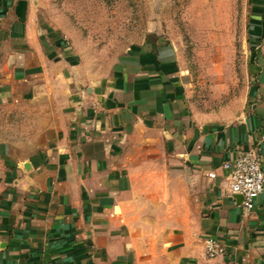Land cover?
Returning a JSON list of instances; mask_svg holds the SVG:
<instances>
[{
    "label": "crops",
    "instance_id": "crops-1",
    "mask_svg": "<svg viewBox=\"0 0 264 264\" xmlns=\"http://www.w3.org/2000/svg\"><path fill=\"white\" fill-rule=\"evenodd\" d=\"M59 19L0 0V264H264V189L245 212L223 168L261 141L264 173V0L229 118L193 103L175 49L143 41L102 76Z\"/></svg>",
    "mask_w": 264,
    "mask_h": 264
},
{
    "label": "rangeland",
    "instance_id": "rangeland-1",
    "mask_svg": "<svg viewBox=\"0 0 264 264\" xmlns=\"http://www.w3.org/2000/svg\"><path fill=\"white\" fill-rule=\"evenodd\" d=\"M81 59L106 76L143 41L175 49L190 99L231 117L245 85L253 0H50Z\"/></svg>",
    "mask_w": 264,
    "mask_h": 264
},
{
    "label": "built area",
    "instance_id": "built-area-1",
    "mask_svg": "<svg viewBox=\"0 0 264 264\" xmlns=\"http://www.w3.org/2000/svg\"><path fill=\"white\" fill-rule=\"evenodd\" d=\"M260 147L261 141L239 154L233 161L223 164V168L227 172V191L241 197L240 205L245 212H250L253 209L255 200L264 189ZM224 253V247L215 240L208 239L205 241L207 258H222Z\"/></svg>",
    "mask_w": 264,
    "mask_h": 264
},
{
    "label": "water",
    "instance_id": "water-1",
    "mask_svg": "<svg viewBox=\"0 0 264 264\" xmlns=\"http://www.w3.org/2000/svg\"><path fill=\"white\" fill-rule=\"evenodd\" d=\"M240 197V196H239ZM241 198V197H240Z\"/></svg>",
    "mask_w": 264,
    "mask_h": 264
}]
</instances>
